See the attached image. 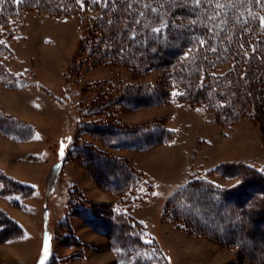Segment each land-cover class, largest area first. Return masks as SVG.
Here are the masks:
<instances>
[{"label":"rangeland","instance_id":"rangeland-1","mask_svg":"<svg viewBox=\"0 0 264 264\" xmlns=\"http://www.w3.org/2000/svg\"><path fill=\"white\" fill-rule=\"evenodd\" d=\"M97 13L90 8L60 16L25 7L19 21L10 22L15 29L4 40L9 51L0 58V111L31 123L34 131L22 124L26 130L17 135L27 138L21 140L0 132V171L13 177L6 181L0 175V264H40L46 237L50 254L44 264H145L142 257L150 264H258L252 250L264 260V201L250 209L255 241L236 245L191 229L175 212L172 196L198 180L213 184L222 196L240 177L244 183L237 195L262 190L264 182L246 183L253 170L243 172L245 165L264 166V93H253V104L227 120L207 101L178 94L168 69H141L103 54L97 58L91 45L98 32L90 30ZM8 81L21 87L11 89ZM7 89L23 91L4 94ZM142 91L156 99L144 93L138 104L128 99L129 92L137 97ZM111 126L138 132L137 141L145 140L141 131L147 130L152 141L136 148L115 144L107 134ZM118 164L134 176L122 192L100 182ZM72 185L81 197L70 194ZM77 200L88 204L95 220L108 219L113 211L129 217L150 246L125 256L116 246L127 237L120 238L115 228L118 238L111 245L107 231L98 229L103 227L70 211ZM220 208L206 207L212 214L202 220L214 223L219 233L223 229L215 218L227 211L226 205ZM231 230L243 235L237 227Z\"/></svg>","mask_w":264,"mask_h":264},{"label":"trees","instance_id":"trees-1","mask_svg":"<svg viewBox=\"0 0 264 264\" xmlns=\"http://www.w3.org/2000/svg\"><path fill=\"white\" fill-rule=\"evenodd\" d=\"M220 2L225 4L223 9H215L211 5H202L195 16H192L190 11L179 10L180 19L185 21L186 27V31H184L180 40L175 39L174 34L177 29L172 25L171 18H169V27L164 29L163 34L160 35L153 34L148 28L141 25H135L137 31L136 39L133 41L124 34L126 31L130 32L131 28H125V24L120 20V13H113L112 8H106L103 3L93 4L91 0H84V8L81 9L76 0H21L20 3H17L16 0H0V41H3V43H0V58L2 54L9 51L4 40L15 29L13 26L10 28V22L19 21L22 16V9L25 7L36 8L50 15L60 16L80 13L93 8L97 10L98 17L91 22L92 28L90 30H95L98 33L97 36H93L95 40L92 41L91 52L95 53L97 58L103 54L121 63L130 65L134 63L137 68L141 69H168L174 85L179 90L178 94L183 95L185 99L207 101L209 105L218 108L225 119H235L249 106V101L253 104L251 97L253 93H264V28L261 27L259 20L260 16H264V0L261 3H257L256 0H220ZM217 12L219 14L215 19L209 18ZM190 16L197 19L198 22L189 27L187 21ZM109 19L113 20V24H108ZM118 20H120L119 23H117ZM205 25L207 26L205 27ZM198 39L206 40L203 47L197 43ZM120 48L124 49L122 55L119 52ZM153 48H155V51H153ZM212 48L216 50H209ZM253 49H255V52L252 51ZM189 50L191 51L189 52ZM223 64H227L228 67L221 69L220 67ZM218 69L220 72L216 73L215 71ZM0 74L3 75L4 71L1 70ZM11 82L4 83L11 89L21 87H18V84H11ZM129 93L128 99L135 100L138 104L141 98L139 95L144 92L138 93L137 97H135L136 95L133 96L137 93ZM144 94L148 97L152 95L156 99L155 93L145 92ZM22 124L30 132L34 131V126L31 123L0 111L1 133L12 135L14 139H26L27 136L20 137L17 135L23 134L26 130L22 128ZM108 130L107 134L111 136V139L113 141L117 139L116 143L114 141L115 144L127 148L143 147L147 142L152 141L147 130L141 131L146 132L141 136L145 139L144 141H137L134 135L138 132L135 133L134 130L125 127L111 126ZM119 133L126 136L121 139L118 137ZM114 166H116L115 162ZM119 167L120 164L117 168L107 171L109 175L100 178L102 186L106 189L122 192L127 189L128 184L132 183L133 174L127 171L125 167L123 169H119ZM261 169H264V166L245 165L244 174H248L250 170L254 171L253 174L248 175L246 183H250L252 180H259L263 183L264 172H261ZM222 171L225 175H229V170H226V168H223ZM0 175L6 181L13 180V177L1 171ZM18 184L24 187L21 182ZM262 186V190H256L254 196L248 194L237 195L236 190L239 187L231 190L227 189L224 195L221 196L213 184L198 180L196 183L189 182L182 188L186 189L187 193H195L190 203L184 202L187 207L184 204H178L179 197L177 194L179 191L172 196V200L174 205L177 203L175 212L185 219L186 223L187 221L191 222H188L191 229L199 228V230L205 232L208 230L222 240L242 245V243L247 242L246 238L255 241V234L251 231L252 227L250 225V219L253 220L252 214L254 212L250 209L256 207V204H262L264 201V192H261L264 191V185ZM72 189L71 195L77 194L81 197V189L78 186H73ZM204 196L209 200L204 199ZM68 199H71V196ZM81 199L84 200V196ZM226 200H231V203L227 204ZM79 201L77 200V203L70 206V211L84 215V220L88 221L93 227H103L105 230L98 229L99 231H107L111 245H114L115 236L118 238V234L114 236V230H118L117 233H119L120 238L127 237L121 241L122 244L116 246L126 253L125 256L128 257V254L135 252L138 246L142 248L143 246H150V244L142 242L138 230L139 226H136V223L133 224L129 217L113 211L108 219L97 217L95 220L89 214V211H86L88 204ZM209 201L221 206V208L226 205L224 209L227 211L215 218L223 229L221 233L213 228L214 223L203 224L202 222L204 219H209L208 217L212 214L206 211V207L213 205ZM221 208L218 210H221ZM235 209H237L236 212ZM222 219L225 221V225L220 223ZM241 221H243L242 227ZM60 222L67 223L66 220ZM183 225L185 226L184 223ZM17 227L19 230L21 229L19 225ZM233 227L239 228L238 231H241L244 236H240L241 233L234 234L231 230ZM255 230L258 229L255 228ZM64 234L76 238L72 232ZM256 252L259 253L257 250H252L254 258L257 259L258 264H264V260ZM139 253L142 254L141 251ZM140 259L144 260L145 264L148 263L146 257Z\"/></svg>","mask_w":264,"mask_h":264},{"label":"snow or ice","instance_id":"snow-or-ice-1","mask_svg":"<svg viewBox=\"0 0 264 264\" xmlns=\"http://www.w3.org/2000/svg\"><path fill=\"white\" fill-rule=\"evenodd\" d=\"M17 3H20L21 0H16ZM80 5L81 9L84 8V0H76ZM93 4L103 3L106 8L111 7L113 13H120V20L125 24V28H131L130 32L126 31L124 34L128 36L130 40L136 39L137 29L135 25H141L144 28H148L153 34H163L164 29L169 27V18H171V23L176 27L177 32L174 34L176 40H180L184 31H186L185 21L180 19V11H190L192 16H195L202 5H211L215 9H223L225 7L224 3H221L220 0H91ZM257 3H261L262 0H256ZM207 9L205 8V11ZM219 13L211 15L210 19H215ZM189 17L187 24L188 26L195 25L198 21L195 18ZM117 21V23L120 22ZM261 27L264 28V16L259 17ZM129 21L131 22L129 24ZM108 24H113V20L109 19ZM207 25H205L206 27ZM211 31V29H209ZM3 43V41H0ZM197 43L203 47L206 43L204 39H198ZM243 47V46H241ZM215 51L216 49H209ZM124 49L120 48L119 52L122 55ZM155 51V48H153ZM191 50H189L190 52ZM255 52V49L252 50ZM176 95V93H173ZM38 139L39 137H34ZM64 145L61 144L60 155L64 154ZM264 172V169L260 170ZM244 183V178H237L236 185L234 187H240ZM153 195H158L153 193ZM178 204H184L185 201L188 203L191 202L195 193H187L186 189H180L178 192ZM17 199H19L17 197ZM187 207V204H184ZM243 226V221H241V227ZM150 243L151 241H146ZM119 251V250H117ZM50 254L48 238L45 239L44 249H43V258L40 261V264H44V259L48 258Z\"/></svg>","mask_w":264,"mask_h":264},{"label":"crops","instance_id":"crops-1","mask_svg":"<svg viewBox=\"0 0 264 264\" xmlns=\"http://www.w3.org/2000/svg\"><path fill=\"white\" fill-rule=\"evenodd\" d=\"M23 90H10V89H7L5 92H3L4 94H7V93H9V92H11V93H20V92H22ZM7 92V93H6ZM0 95H2V93H0ZM31 98L29 97L28 98V102H29V105H31L30 103H31ZM1 106V105H0ZM31 107V109H32V105L31 106H29V108ZM1 108V107H0ZM1 109H3V108H1ZM6 112H8V111H6ZM8 113H10V114H12V112H8ZM13 115V114H12ZM14 116V115H13Z\"/></svg>","mask_w":264,"mask_h":264}]
</instances>
